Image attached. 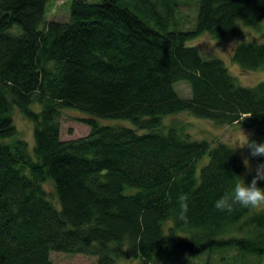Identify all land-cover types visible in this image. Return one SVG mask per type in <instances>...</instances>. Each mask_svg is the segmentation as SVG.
<instances>
[{
  "label": "trees",
  "instance_id": "trees-1",
  "mask_svg": "<svg viewBox=\"0 0 264 264\" xmlns=\"http://www.w3.org/2000/svg\"><path fill=\"white\" fill-rule=\"evenodd\" d=\"M46 2L0 0V264H50L51 252L92 255L94 264H152L160 251L172 257L165 264L200 253L205 264L211 254L216 264L264 257V210L214 207L255 173L228 143L163 122L184 111L241 123L264 142V81L240 85L221 58L185 44L202 32L222 39L239 24L259 28L264 0H196L192 27L176 31L167 30L174 0H70L64 21L45 19ZM230 60L260 69L264 43L239 42ZM178 81L188 98L177 96ZM14 108L31 123L30 146ZM64 108L85 114V135L59 138Z\"/></svg>",
  "mask_w": 264,
  "mask_h": 264
},
{
  "label": "rangeland",
  "instance_id": "rangeland-1",
  "mask_svg": "<svg viewBox=\"0 0 264 264\" xmlns=\"http://www.w3.org/2000/svg\"><path fill=\"white\" fill-rule=\"evenodd\" d=\"M87 2H95L97 0H85ZM70 0H47L45 6V19H55L64 21L68 17V7ZM174 13L169 18L167 30H188L194 23V14L196 12V0H174ZM159 12L162 11L160 8ZM259 42L264 43V23L259 28H251L248 26L238 25V31L234 35L222 39H215L208 33L202 32L195 37L185 41L187 45H193L199 54L203 57L217 56L223 60L229 73L233 75L236 82L240 85L251 86L259 81H264V67L257 70H241L235 63L230 60V53L233 47L239 42ZM174 90L180 98L189 97V87L183 81H178L174 85ZM85 116L84 113L75 109L64 108L59 114V138L70 139L83 136L88 132V127L80 121ZM12 121L18 131V135L24 138L27 143L31 144V123L28 119L23 117L17 109L12 110ZM98 121L111 124L123 123L111 120ZM163 122L168 124L175 122L184 126V130L193 139H205L210 144L217 141L226 142L231 146L239 139L238 129L240 125H217L213 122L194 117L184 111L177 112L164 118ZM242 127V126H241ZM245 133H250L251 130L242 127ZM239 159L243 163V158L247 156L246 150L236 152ZM249 164L255 168L258 164L253 163L249 159ZM46 189L50 191L49 185H45ZM214 254H211L208 264H216L213 260ZM170 257L166 252H159L157 258L152 264H165L170 261ZM205 253L197 254L190 257L187 264H205ZM50 264H94L95 257L83 253H62L51 252L49 253ZM138 260L133 256L119 258L115 264H137ZM253 264H264V257L254 258Z\"/></svg>",
  "mask_w": 264,
  "mask_h": 264
},
{
  "label": "clouds",
  "instance_id": "clouds-1",
  "mask_svg": "<svg viewBox=\"0 0 264 264\" xmlns=\"http://www.w3.org/2000/svg\"><path fill=\"white\" fill-rule=\"evenodd\" d=\"M238 133L239 139L234 144L232 153L247 149L248 156L243 158V166L246 170L245 174L247 175L254 172L255 175L249 184H245L244 179L238 177V182L234 185L232 194L222 196L216 200L214 207L220 212L227 213H231L236 205L248 209L264 210V189L257 186L258 181H264V163L258 164L255 168H252L249 164V157H264V142H257L251 139L252 133H245L241 127V123ZM179 200V213L177 218L185 220L187 218L188 198L182 195L179 197Z\"/></svg>",
  "mask_w": 264,
  "mask_h": 264
}]
</instances>
